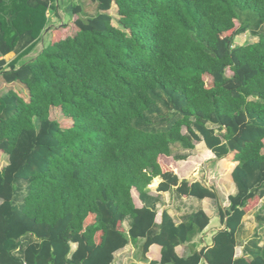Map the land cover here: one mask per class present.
<instances>
[{"label":"trees","instance_id":"obj_1","mask_svg":"<svg viewBox=\"0 0 264 264\" xmlns=\"http://www.w3.org/2000/svg\"><path fill=\"white\" fill-rule=\"evenodd\" d=\"M58 1L0 0V56L14 54L0 77L23 90L0 92V264H111L138 240L142 255L160 246L159 264H264V239L235 255L249 204L264 198V32L234 45L250 21L264 26V0H90L85 19L68 2L69 36L47 28ZM46 31L50 44L25 60ZM55 108L68 128L50 118ZM194 142L235 164L229 207L217 205L224 228L199 252L205 212L176 225L163 211L157 225L160 197L149 194L159 178L158 193L217 201L175 173L192 155L172 146ZM185 244L191 254L179 257Z\"/></svg>","mask_w":264,"mask_h":264},{"label":"rangeland","instance_id":"obj_2","mask_svg":"<svg viewBox=\"0 0 264 264\" xmlns=\"http://www.w3.org/2000/svg\"><path fill=\"white\" fill-rule=\"evenodd\" d=\"M69 2L71 5H80L82 7V12L79 15L82 19L87 17H92L96 13L95 6H93L90 0H59L57 3L58 6L55 11H51L50 16L47 20V28H52L54 26L58 27L60 24H64L66 30L63 31L64 36L72 35L73 32L70 29H73L69 23L71 21V17L64 11V8ZM54 6V5H53ZM252 14L250 11H246ZM109 15L112 17V25L116 28H120L119 25V17L117 15V10L115 6H112L109 10ZM251 20L249 16H245V14L241 15V21L244 23H248ZM249 28L251 31H248L244 34L237 36L234 40V45H246L252 44L257 42L256 34H261L264 32V26H256L252 21L249 23ZM70 27V29H69ZM49 31L42 35L40 42L37 44L35 50L25 58L29 59L34 57L42 47L47 46L51 42V36L49 35ZM9 58H7V61ZM229 75V73H227ZM3 82V80H2ZM0 79V92L3 89H13L18 92H23L20 86L18 85H8L3 86ZM206 84L210 83L209 79H205ZM50 118L55 120L59 123V125L65 129L68 128L70 122L65 119L58 108L52 109L50 112ZM212 129H216L214 126H209ZM185 132V130H183ZM204 149V150H203ZM203 151V152H202ZM172 153L173 154H187V153H199L203 155L205 162L201 166H199L198 170L194 174V178L200 181L202 184L211 187L215 190L217 194V201H211L208 206H206L207 210H213L215 212V219L211 217V222L206 229V232L212 234L214 230L220 228L221 222L218 218L216 213L217 205H220L224 210L228 209V196L235 193V187L230 179V170L232 168L233 163L227 162L224 158H215V156L204 147L202 142H194V149L191 151L182 150L179 146H172ZM226 160V161H225ZM0 165H4V161L0 160ZM1 166V167H2ZM150 188V187H149ZM154 189V187H152ZM27 185L25 182H18L17 183V193L15 198L16 205H19L26 194ZM149 194L154 196L149 189ZM171 196L165 195L163 199H161L159 207L157 208V214L162 211L164 206H167L169 210H173V206H171ZM174 204L177 201L173 202ZM196 202H192L187 200L184 202V208L182 212H189L191 209L194 208ZM181 206V205H180ZM173 215L175 214L172 211ZM261 219V220H260ZM125 229L127 228V223H124ZM207 236V235H205ZM264 239V198L252 201L248 208L247 213L243 219V227L241 231L237 235V247L235 252L237 256L244 255L247 249L252 248V243H256L257 246L262 245V241ZM211 242V239L209 240ZM208 243V241H205Z\"/></svg>","mask_w":264,"mask_h":264},{"label":"crops","instance_id":"obj_3","mask_svg":"<svg viewBox=\"0 0 264 264\" xmlns=\"http://www.w3.org/2000/svg\"><path fill=\"white\" fill-rule=\"evenodd\" d=\"M57 6H58V4H57ZM57 6H56V8H57ZM93 6H94V4H93ZM66 7H67V5H66ZM66 7L64 8V11L66 10ZM60 26H61V24H60ZM54 27H56V26H54ZM7 58H9L8 59L9 61H7ZM13 58H14V54L13 53L8 54L7 56H4V57L0 56V60H4L6 63H9ZM0 79H1V77H0ZM1 82H2V79H1ZM2 85L3 86H8V85H14V84H5L4 82H2ZM191 155L192 156L190 157V159L187 162H183V163L177 164L175 166V168H174L175 173L177 174V176L180 179H184V180H186L188 182H199V183H201L200 181L196 180L193 176L196 173V171L198 170L199 166L204 164L205 160L202 157L203 155H200L199 153H191ZM0 160L4 161V165L3 166L0 165V169H1L2 167H4L6 165L7 161H6V159H5V157L3 155H0ZM227 162H229V161H227ZM229 163H231V162H229ZM232 165L233 166H232V168L230 170V174H231V171H232V169H233L235 164H232ZM230 179H231V177H230ZM160 182H161V180L159 178L154 179L152 181L151 185L149 186L150 187L149 189H150V191L152 193H154V196H159L160 197V201H161V199H163V197L166 194L170 195L172 197L171 198V206H173V210H169L167 208V206H164V208L162 209V211H160L159 214L156 213L155 223L157 225H159L160 222H161V213L163 211H166L168 213V215L173 219V222L176 225L181 223L183 217H185L187 214H189L190 212H193V211H195L197 209H202L205 212V214L208 216L210 222H211V217L215 219V215H216L215 212H213V210H207L206 209V206H208L210 204V202L214 201V200L208 199V198H205L203 200H196L195 198L178 197L173 192H160V193H158L156 191V189H157V187H158ZM231 182H232V180H231ZM202 185L205 186V187H208V186H206L204 184H202ZM152 187H154V189ZM208 188H211V187H208ZM187 200H190L192 202H196V205L189 212H182V209L185 207L184 206V202L187 201ZM160 201H159V203H160ZM174 201H177V203L174 204L173 203ZM159 203H157V205H156V211H157V208L159 207V205H161ZM138 206H140L139 203H138ZM172 211L175 212L174 215H173ZM215 211H216V213L218 215L217 208H216ZM210 222H209V224H210ZM126 223H127V228L125 229L124 224H123V227L127 231L128 230V222L126 221ZM223 228L224 227L221 224L220 228L214 230V232L212 234L207 233L206 232L207 228H206L201 234H199L198 236H196L193 239L192 244L197 246L196 250L198 252L204 247H209L211 245V242L209 240L210 239L212 240V237H213L214 233L216 231H219V230L223 229ZM205 235H207V236H205ZM236 239H237V237H236ZM205 241H208V243H205ZM142 242H143V240H138L137 244H135V245H132L131 243H128L124 248L116 251L113 254V261H112L111 264H150L152 261H156L157 263H155V264H159L158 261L160 259V252H161L160 246H158L156 244L151 245L149 247L148 251L144 255H142L140 250H139V247L142 244ZM71 247H72V250H74L76 246L75 245H71ZM175 251H176V254L179 257H186V256L191 254V251L189 249V244H185L183 246L177 247L175 249ZM235 255H236V257L244 256V255L237 256L236 252H235ZM199 264H207V263L203 259H201Z\"/></svg>","mask_w":264,"mask_h":264}]
</instances>
